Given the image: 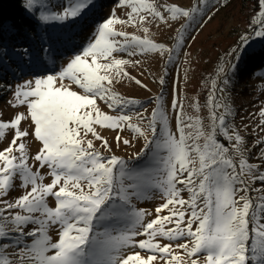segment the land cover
Instances as JSON below:
<instances>
[{
  "label": "snow or ice",
  "instance_id": "snow-or-ice-1",
  "mask_svg": "<svg viewBox=\"0 0 264 264\" xmlns=\"http://www.w3.org/2000/svg\"><path fill=\"white\" fill-rule=\"evenodd\" d=\"M116 3L125 15L112 10L93 21L87 43L76 45L79 34L51 33L47 26L85 20L96 0H25L44 29L40 62L55 63L69 45L73 55L58 72L18 83L12 115L0 113V264H264V107L251 129L258 138L249 143L250 125L235 122L225 95L243 52L264 39V0H254L204 103L193 98L189 113L174 89L172 117L162 95L145 115L147 107L121 95L117 85L146 87L128 69L142 65L138 57L158 54L167 57L159 79L164 86L167 65L181 54L189 62L187 41L195 39L189 29L203 28L226 0ZM173 24L179 26L171 47L151 38L153 26L172 30ZM23 56L30 65V51ZM105 131L116 133L117 147H135L141 138L143 146L126 159L115 154ZM157 200L152 210L137 207Z\"/></svg>",
  "mask_w": 264,
  "mask_h": 264
},
{
  "label": "rangeland",
  "instance_id": "rangeland-1",
  "mask_svg": "<svg viewBox=\"0 0 264 264\" xmlns=\"http://www.w3.org/2000/svg\"><path fill=\"white\" fill-rule=\"evenodd\" d=\"M52 2L61 5L67 4L69 0H52ZM162 2L170 3L173 0H162ZM176 2L190 4L193 0H176ZM24 3L25 0H23V5ZM211 3L212 0H210L209 6H211ZM23 9L27 15L36 20L34 15L26 11L24 7ZM253 9L254 0H226V5L222 6L213 19L208 21L203 28L194 31L195 25H193V28L189 29V32L195 35L194 40L189 39L187 41L186 51L190 53L189 62L185 63V57L181 54L175 64L167 65L168 76L164 86L160 85L159 79L164 73L167 57L161 58L158 54H151L146 57H138L142 60V65L128 69L130 74L140 79L146 87H140L134 82L125 81L123 84L117 85L116 90L127 98L141 101L147 107L145 115L151 114L152 109L156 107L155 98L162 95L161 103L169 116L172 117L174 113L171 110V102L175 89V94L178 97L185 98V110L192 113L193 110L189 105L192 103L193 98H198L201 104L204 103L214 71L221 63V58L228 59L225 53L230 46H235L237 37L244 32ZM112 10H117V14L121 17L125 15L123 10H118L116 0H96L95 8L88 13L85 20L78 21L69 28L53 23L47 26V29L51 33L71 31L73 34H79L74 43L76 45L86 44L92 31V28L87 25H91L97 19L107 17ZM178 26V24H173L172 30L166 27L157 29L153 26L151 38L155 42H163L171 47L174 44L172 39L175 35L174 29ZM116 27L118 30L136 32V29L130 26L117 25ZM43 31L44 29L40 27L37 21L36 26L31 30L25 27L19 28V31H12L11 34L4 35L0 40V113H3L4 119L11 116L14 111L10 107L9 101H13V90L18 83L33 79L34 75L58 72L62 65H66L67 57L73 55L72 46L69 45L61 49L55 63L50 60L41 63L38 57L40 48L38 34ZM136 34L142 35L139 32H136ZM25 49L31 53L32 62L30 65L25 62L27 57L23 56ZM185 69H187V75ZM174 80H178V83L174 84ZM225 95L228 103L232 105L233 110L237 113L235 122L241 127L244 123L250 125L249 143H254L258 138V129L255 132L251 129L255 128L259 119L258 110L264 107V39H254L246 51L243 52ZM100 106L102 110L108 111L102 103ZM18 110L23 111L24 109L20 108ZM250 114H256L255 118ZM200 115L206 122L207 109L202 108ZM170 123L174 126V119ZM102 134L112 144L115 154L126 159L133 156L143 146L141 138L133 141L135 147H124L123 145L117 147L114 139L115 132L105 131ZM122 136L131 138V134L128 132L122 133ZM96 144L99 147V142H96ZM253 151H258V148H253ZM144 162V159L141 161L132 160L130 165H142ZM158 202V200L140 201L137 203V207L152 210ZM50 235H52L53 240L57 239L54 231H50Z\"/></svg>",
  "mask_w": 264,
  "mask_h": 264
},
{
  "label": "trees",
  "instance_id": "trees-1",
  "mask_svg": "<svg viewBox=\"0 0 264 264\" xmlns=\"http://www.w3.org/2000/svg\"><path fill=\"white\" fill-rule=\"evenodd\" d=\"M36 23L33 17L25 13L23 0H0V40L12 31H19V28L31 30Z\"/></svg>",
  "mask_w": 264,
  "mask_h": 264
}]
</instances>
